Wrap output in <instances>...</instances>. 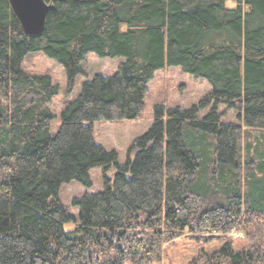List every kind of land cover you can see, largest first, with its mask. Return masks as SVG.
<instances>
[{
	"label": "trees",
	"instance_id": "obj_1",
	"mask_svg": "<svg viewBox=\"0 0 264 264\" xmlns=\"http://www.w3.org/2000/svg\"><path fill=\"white\" fill-rule=\"evenodd\" d=\"M46 1L45 28L31 36L0 0V264H151L186 231L223 242L187 264H264V0ZM39 53L65 68L69 88L89 53L124 61L65 102L52 134L58 83L24 66ZM166 66L212 92L186 110L157 105L119 165L93 124L137 119ZM240 99L237 121L224 122L219 107L237 111ZM113 166L102 191L73 200L79 224L66 230L76 219L61 186L91 187L92 169Z\"/></svg>",
	"mask_w": 264,
	"mask_h": 264
},
{
	"label": "rangeland",
	"instance_id": "obj_2",
	"mask_svg": "<svg viewBox=\"0 0 264 264\" xmlns=\"http://www.w3.org/2000/svg\"><path fill=\"white\" fill-rule=\"evenodd\" d=\"M230 5H233L230 3ZM122 57L101 58L95 53H89L82 62L85 71L79 75L72 88L65 68L57 61L47 57L43 53L36 55L32 61H25V69L36 74L49 73L53 80L58 83V93L55 95L49 108L56 113L51 126V133L54 134L61 124V112L65 102L76 98L81 92L83 84L93 78L97 73L113 76L119 68ZM212 87L205 79H196L190 74L184 73L179 67H169L156 72L154 80L149 87V93L145 101V107L141 115L133 120H98L94 122V139L108 152H115L118 155L117 163L124 165L128 158L134 159L136 150L131 151L133 143L149 131L155 120V107L164 103L167 108L189 109L199 104L210 96ZM237 111L228 110L227 105L222 104L219 112L225 114L223 121H237V112L242 111L241 102H238ZM213 101L207 103L202 110V116L211 112ZM117 172L116 167L106 170L104 167H96L90 171L92 181L91 187H85L77 181L63 184L60 189L59 199L68 207L69 212L75 217L73 221L65 226L66 230H74L79 224V209L73 205V200L85 193H97L104 189L105 179H112ZM235 244L240 247L245 243V235L242 232L230 234ZM223 242L220 240L206 241L196 239L195 235L184 232L182 236L168 243L164 249L160 261L151 264H187L201 249L209 251L220 248Z\"/></svg>",
	"mask_w": 264,
	"mask_h": 264
},
{
	"label": "water",
	"instance_id": "obj_3",
	"mask_svg": "<svg viewBox=\"0 0 264 264\" xmlns=\"http://www.w3.org/2000/svg\"><path fill=\"white\" fill-rule=\"evenodd\" d=\"M12 10L27 35L43 32L50 4L46 0H9Z\"/></svg>",
	"mask_w": 264,
	"mask_h": 264
},
{
	"label": "bare ground",
	"instance_id": "obj_4",
	"mask_svg": "<svg viewBox=\"0 0 264 264\" xmlns=\"http://www.w3.org/2000/svg\"><path fill=\"white\" fill-rule=\"evenodd\" d=\"M21 26H22V25H21ZM239 102H241V103H242V99H240V100H239Z\"/></svg>",
	"mask_w": 264,
	"mask_h": 264
}]
</instances>
